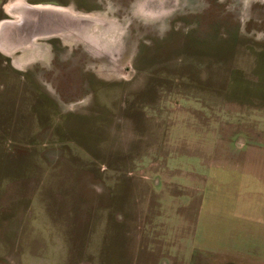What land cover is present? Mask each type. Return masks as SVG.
<instances>
[{
  "label": "rangeland",
  "instance_id": "374dc122",
  "mask_svg": "<svg viewBox=\"0 0 264 264\" xmlns=\"http://www.w3.org/2000/svg\"><path fill=\"white\" fill-rule=\"evenodd\" d=\"M48 7L0 53V264H264V0Z\"/></svg>",
  "mask_w": 264,
  "mask_h": 264
},
{
  "label": "crops",
  "instance_id": "0c3cea01",
  "mask_svg": "<svg viewBox=\"0 0 264 264\" xmlns=\"http://www.w3.org/2000/svg\"><path fill=\"white\" fill-rule=\"evenodd\" d=\"M49 15L48 0H0V53L10 57L32 47L26 39L46 29Z\"/></svg>",
  "mask_w": 264,
  "mask_h": 264
},
{
  "label": "flooded vegetation",
  "instance_id": "af4514ba",
  "mask_svg": "<svg viewBox=\"0 0 264 264\" xmlns=\"http://www.w3.org/2000/svg\"><path fill=\"white\" fill-rule=\"evenodd\" d=\"M49 8V7H48ZM62 37V39L68 43H71L73 44V41L71 40V37H69L68 35H64V34H61L60 35ZM16 66L18 68H23L24 67V64L23 63H19V62H15Z\"/></svg>",
  "mask_w": 264,
  "mask_h": 264
}]
</instances>
